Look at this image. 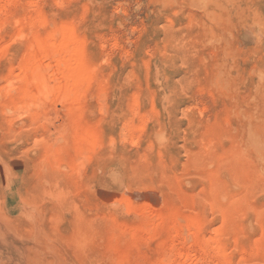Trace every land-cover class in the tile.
<instances>
[{"label": "rangeland", "instance_id": "obj_1", "mask_svg": "<svg viewBox=\"0 0 264 264\" xmlns=\"http://www.w3.org/2000/svg\"><path fill=\"white\" fill-rule=\"evenodd\" d=\"M0 264H264V0H0Z\"/></svg>", "mask_w": 264, "mask_h": 264}, {"label": "bare ground", "instance_id": "obj_2", "mask_svg": "<svg viewBox=\"0 0 264 264\" xmlns=\"http://www.w3.org/2000/svg\"><path fill=\"white\" fill-rule=\"evenodd\" d=\"M66 34H67V33H66ZM66 34L64 33L65 36H68V34H67V35H66ZM69 34H70V33H69ZM60 35H61V34H60ZM62 35H63V34H62ZM62 35H61V37H62ZM64 35H63V37H64ZM70 36H72V35H69L68 37H70ZM52 38H53V37H52ZM54 40H56V39H54ZM54 40H53V41H54ZM58 40H59V39H58ZM72 40H73V39H71V38H68V40H67V39H65V37H64V38H62V39L60 40V41H61L60 43H62V44L56 43V41H57V40H56V41H55V44L58 46V48L55 46V48H54V50H53L54 52H51V53H50V52H47V54H46V57H48V58H46V59H47V60L50 59V60L48 61L49 63H52V62H51V61H52L51 59H55L56 56H59V55H60L59 57H60V58H63V61H64V67H63V68L60 67L59 69H57L56 67H54V69H55V68L57 69V70H56V69H55V70L58 71L59 75L64 79V83H66L65 80H68V81H69L68 85L70 84V82L73 81L74 76H77V74L80 75V74H79L80 70L78 71L77 69H74L73 64H72L74 61L77 62V61L75 60L76 58L74 59V56H73V55L75 54L74 51H73V50L75 49V46L73 47L74 49H69V48L66 49V48H64V46H66L68 43H69V46H70V44H72V42H71ZM50 41H52V39H51ZM53 41H52V42H53ZM52 42H50L51 45H52ZM57 42H58V41H57ZM74 43H75V41H74ZM58 44H59V45H58ZM64 44H66V45H64ZM72 45H73V44H72ZM74 45H76V43H75ZM53 46H54V45H53ZM60 46H62V49L64 48V50H66V51L63 52V54H62V53L60 54V51H58V50L61 48ZM48 47H49V46H48ZM59 47H60V48H59ZM49 48H51V47H49ZM49 50H50V49H49ZM60 50H61V49H60ZM71 50H72L73 52H72ZM47 51H48V50H47ZM58 52H59V53H58ZM73 53H74V54H73ZM42 54H43V53H42ZM72 54H73V55H72ZM72 56H73V57H72ZM39 58H40V57H39ZM39 58H38V59H39ZM42 58H43V56H42ZM72 58H73V59H72ZM58 59H59V58H58ZM58 59H57V60H58ZM59 60H60V59H59ZM72 60H73V62H72ZM55 62H56V61H55ZM55 62H54V63H55ZM58 62H59V61H58ZM71 62H72V63H71ZM46 63H47V62H46ZM46 63H44V64H46ZM41 64H42V63H41ZM75 64H76V63H75ZM77 64H78V63H77ZM50 65H52V64H50ZM38 66H39V64H38ZM76 66H77V65H76ZM39 67H40V66H39ZM42 67H43V66H42ZM49 67H50V66H49ZM30 68H33V69H30V71H29V72L27 71V72H28L29 74H31V75L33 74V75H34L33 77H34L35 82H37L38 84H41V83H42V77H43V75H41L42 72L40 73L39 70H37L35 63H34V65H33L32 67H30ZM43 68H44V67H43ZM52 68H53V67H52ZM47 69H48V68H47ZM76 70H77V71H76ZM40 71H41V70H40ZM50 71H51V70H50ZM44 73H45V71H44ZM52 73H53V71H52ZM21 74H22V73H21ZM23 74H24V73H23ZM56 75H58V74H56ZM56 75H55V76H56ZM49 76H51V75H49ZM49 76H48V77H49ZM55 76H54V77H55ZM54 77H53V79H55ZM45 78H46V77H45ZM43 79H44V78H43ZM46 79H47V78H46ZM48 80H49V79H48ZM50 80H51V79H50ZM43 81H44V80H43ZM51 81H52V80H51ZM68 81H67V82H68ZM74 81H75V79H74ZM48 82H49V81H48ZM58 82H60V81L58 80ZM58 82H57V80H56V83H57V86H56V87H58V85H59ZM53 83H54L53 85L55 86V85H56L55 80H54ZM75 83H76V82H75ZM75 83H74V85H75ZM38 84H37V85H38ZM71 84H72V83H71ZM44 85H45V84H44ZM64 85H65V84H64ZM64 85H62V86H63L62 89H64ZM74 85H71V86H73L72 89H74ZM26 86H27V85H26ZM60 86H61V85H60ZM65 86H66V85H65ZM52 87H53V86H52ZM56 87H55V88H56ZM67 87H68V86H67ZM42 88H43V87H42ZM44 88H45V87H44ZM60 88H61V87H60ZM35 89H36V88H35ZM70 89H71V88H70ZM36 90H38V89H36ZM46 91H48V90H46ZM50 91H51V90H50ZM57 91L60 92V89L57 90ZM62 91H65V92H66L67 90H62ZM71 91H72V90H71ZM59 92H58V93H59ZM65 92H64V93L62 92V94H66V93H67V92H66V93H65ZM25 93H26V92H25ZM31 93H32V92H31ZM42 93H43V91H42ZM44 93H45V92H44ZM37 94H38V93H37ZM24 95H25V94H24ZM27 96H28V95H27ZM29 96H30V95H29ZM33 96H34V95H33ZM33 96H32V97H33ZM39 96H40V95H39ZM34 99H35V98H34Z\"/></svg>", "mask_w": 264, "mask_h": 264}]
</instances>
